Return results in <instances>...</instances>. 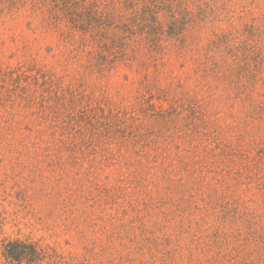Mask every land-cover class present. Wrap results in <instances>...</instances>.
Returning <instances> with one entry per match:
<instances>
[{"label": "rangeland", "instance_id": "rangeland-1", "mask_svg": "<svg viewBox=\"0 0 264 264\" xmlns=\"http://www.w3.org/2000/svg\"><path fill=\"white\" fill-rule=\"evenodd\" d=\"M155 1V38L168 48L135 43L103 71L93 68L99 36L67 42L18 14L0 17V102L11 106L8 114L0 106V264H17L2 253L14 239L73 263L243 264L232 246L211 242L203 252L200 240L188 241L244 233L243 219L264 224V115L255 109L264 89L238 90L200 62L209 55V69L218 61L230 70L226 47H263L264 0ZM170 10L182 34L175 40ZM82 113L99 130L83 152L67 125L69 114ZM121 211L125 222L144 221L154 239L172 242L150 249L119 239L104 252L103 221ZM137 226L132 236L141 242ZM179 241L183 253L167 257L162 247Z\"/></svg>", "mask_w": 264, "mask_h": 264}, {"label": "trees", "instance_id": "trees-1", "mask_svg": "<svg viewBox=\"0 0 264 264\" xmlns=\"http://www.w3.org/2000/svg\"><path fill=\"white\" fill-rule=\"evenodd\" d=\"M157 5L158 3L155 0H0V17L18 14L22 19H27V25L29 26H32L36 22L42 28L60 31L64 39H67V42L68 40L74 39L77 34H80L81 39L87 33L91 36H99L101 43L98 48L100 50L95 52L93 68L96 65L98 68L97 71H103L108 63L114 62L118 57H124L126 48L130 45L134 46L135 43L136 45L134 47L138 50L141 47H148L150 49L152 45L156 46V48H168L166 44L165 46H161L159 40L155 38L157 32H155L153 25L156 23ZM170 5H172V2ZM116 9L121 10V15L120 13L114 14ZM175 12L176 10L169 11L171 20L169 27H173L172 34L176 30V21H178ZM107 30L110 31L107 32ZM180 37H182L181 32H177L171 39L175 40ZM102 39H106L109 42L102 43ZM219 39L220 37L217 36L215 40L220 41ZM179 41L181 43V39ZM210 48L220 50L221 45L212 41ZM225 49L227 50L224 56H230V60L234 64L233 69L224 70L218 61L211 62L212 66L209 69V55H206L205 61L200 62L202 68L211 73H215L213 74L214 77L224 79V82L229 83L234 88H238V90L253 89L257 85L260 89H264V56L262 55L264 46L254 51L243 48L245 51L242 54L234 52V49L231 48L226 47ZM112 54H114L115 59L109 56ZM259 96L261 97V101L255 106V109L260 118L264 115V92ZM26 101H24L26 108H31L34 105L31 99ZM7 104V101L0 102V106L4 107L8 111V114L10 113L11 106L8 107ZM38 113L39 111H35V114L39 117ZM54 113H56V110L52 111V114ZM82 114L84 116L82 115L80 117L69 114L68 119L74 125L71 123L67 124L69 127L73 126L71 128H77L75 131L79 133L80 142L82 143L77 151L80 150L81 152L85 149L92 148L93 138L99 132L93 116ZM141 154L147 155L149 153L148 151L142 150ZM127 215V211H123V214L121 211V214L117 217L103 221L105 223L102 225V232L108 234V237L104 241L105 243L101 240L99 244H101V249L104 252H107L109 249L117 250L119 247H117L116 242L119 239L127 241V245L125 244L126 247H135L139 243L142 247H145V244L149 245L150 247L148 248L150 249V244L165 243L168 245L172 242L169 237L162 238L161 240L158 238L154 239L150 228L144 221L125 222ZM91 223H97V221L92 220ZM239 224H244L245 230L247 231L237 234L215 232L210 235V241L208 237L203 238L202 234L199 237L195 235V239L188 241V243L200 240L201 246L197 245L195 249L203 252L211 249L209 248L211 242L215 248L219 249L232 246L237 252L235 259L240 258L244 261L243 264H262L260 258L264 255V224L260 218L250 220V222L243 219V221H239ZM135 225H138L136 229H139L142 235L141 242L137 237L132 236V230L135 228ZM202 240H205V242H201ZM179 243L181 241L178 242L177 246L162 247V251H165V255L169 258L180 255L183 252ZM186 248L190 250V244ZM157 249L160 250V247H157ZM245 250L251 251L242 253ZM2 253L5 259L17 264H124L111 262L89 263L88 261L73 263L65 260L59 254L48 252L34 242L20 239L7 240L3 244ZM233 259L231 258L230 260ZM199 264L217 263L211 260L210 262L206 261Z\"/></svg>", "mask_w": 264, "mask_h": 264}]
</instances>
